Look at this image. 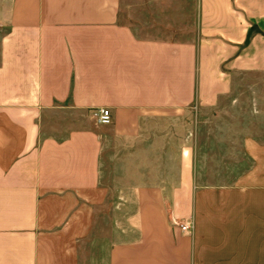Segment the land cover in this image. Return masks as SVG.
Wrapping results in <instances>:
<instances>
[{"label":"crops","instance_id":"obj_1","mask_svg":"<svg viewBox=\"0 0 264 264\" xmlns=\"http://www.w3.org/2000/svg\"><path fill=\"white\" fill-rule=\"evenodd\" d=\"M0 264H264V0H0Z\"/></svg>","mask_w":264,"mask_h":264},{"label":"built area","instance_id":"obj_2","mask_svg":"<svg viewBox=\"0 0 264 264\" xmlns=\"http://www.w3.org/2000/svg\"><path fill=\"white\" fill-rule=\"evenodd\" d=\"M96 120L101 125H109L112 123V114L109 109H99L94 113ZM182 233H191L192 227L189 222L178 224Z\"/></svg>","mask_w":264,"mask_h":264}]
</instances>
